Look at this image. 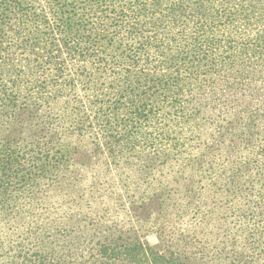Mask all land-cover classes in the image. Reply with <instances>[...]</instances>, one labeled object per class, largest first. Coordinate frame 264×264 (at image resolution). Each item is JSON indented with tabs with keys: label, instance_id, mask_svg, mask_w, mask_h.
Returning <instances> with one entry per match:
<instances>
[{
	"label": "trees",
	"instance_id": "1",
	"mask_svg": "<svg viewBox=\"0 0 264 264\" xmlns=\"http://www.w3.org/2000/svg\"><path fill=\"white\" fill-rule=\"evenodd\" d=\"M77 1L44 0L46 5L38 10L31 5V0H0V44H10L20 38L17 45L31 47V51L43 50L45 56H50L46 63L59 70L57 55L69 59L93 57L89 53L93 41L100 34L99 30H106L86 29L83 19L93 16L100 19L109 12L114 19L126 12L141 17L147 14L148 3L155 7L150 10L153 15L166 0H134L133 6L127 5L125 10H118L116 4L127 0H84L90 10H83L75 4ZM193 4L198 7V13H208L203 0ZM244 6L257 11L264 7V0H245ZM65 12L67 16L63 15ZM74 17L75 23L71 20ZM109 33L115 34V30ZM142 44L149 45L147 41ZM153 48L157 51L159 46L154 44ZM127 58L130 65L137 62L133 55ZM201 60L203 58L198 62ZM162 61L172 67L178 57L166 55ZM182 64L185 66V62ZM107 71L103 69L98 76L106 79L111 75V71ZM213 79L205 84H194L192 80L178 84L179 81L173 79L175 88L170 94L172 109L179 112L177 121H195L194 128L187 126L161 137L165 144L143 160V167L138 168L137 173L134 170L131 186L124 184L127 176H120L123 193L114 195L109 191L99 206L102 209L113 207L111 214L96 218L74 214L63 218L60 223L65 225L66 231L59 232L61 252L52 248L50 255L54 262L51 264L90 261L104 264H264V208L260 207L264 203V83L260 80L256 83L251 80L242 86L219 83L223 89L214 91ZM12 91L15 90H10L6 97L0 95V187L12 177L13 168L28 164V160L33 159L34 173L44 171V162L51 161L49 153L54 149V134L42 135V126L32 124L33 114L39 113L36 103L24 99L19 103L18 93ZM193 100L198 102L197 106L191 104ZM87 101L88 104L96 103ZM79 108L77 105L69 112L78 114ZM26 112L29 115L25 119ZM99 115L107 117L102 111L95 114ZM29 118L28 134L24 136V124ZM83 127L80 129L84 130ZM72 132L74 129L63 138L57 137L61 140L58 144L69 146L74 141ZM143 137L152 140L150 136ZM100 141L101 144L83 145L94 152L104 147L113 151L111 156L116 152L124 154L112 161L126 171L141 162L140 154L133 151L139 138L126 135ZM60 155L63 157L56 163L58 174L48 187L57 197V207L66 212L83 195L81 185L88 181L91 161L71 155L67 158L64 153ZM20 156L25 159L23 162ZM216 156L221 160L220 165L215 161ZM165 169L176 171L171 179L164 177ZM4 191L6 188L0 192V264H16V261H21L18 264H43L41 253L35 254L33 260L27 259L28 251L24 246V239L32 236L30 227L36 226L33 221L37 218L27 214L17 216L15 194ZM37 207L33 204L27 212L33 213ZM142 210L146 211L145 215ZM47 212L45 206L42 214ZM256 213L259 215L252 220ZM239 220L242 225L237 230L233 223ZM58 227L54 225V230ZM92 228L95 233L100 232L97 234L99 246L88 258L80 260L81 254L74 255L68 244L77 238L76 235H81L82 230ZM17 232L21 237L20 246L13 242ZM37 232L45 234L41 227ZM149 236H157L158 242L150 243Z\"/></svg>",
	"mask_w": 264,
	"mask_h": 264
},
{
	"label": "rangeland",
	"instance_id": "2",
	"mask_svg": "<svg viewBox=\"0 0 264 264\" xmlns=\"http://www.w3.org/2000/svg\"><path fill=\"white\" fill-rule=\"evenodd\" d=\"M194 1L166 0L153 15L150 10H155V7L147 2L149 10L141 17L126 12L114 19L109 12L100 19L95 16L83 19L86 29L106 30H99L100 34L93 41L89 51L93 57L77 56L69 59L57 55L59 70L46 63V58L50 56H45L43 50L31 51V47L17 45L20 38L10 44H0V95L6 97L13 89L15 91L12 92L18 93L19 103L22 99L34 101L39 113L33 114L32 124L42 126V135L50 132L55 137L54 149L49 153L51 161L44 162V171L34 173L33 159L28 160V164L25 162L13 168L12 177L4 187H0V192L6 188L4 192L15 194L17 216L27 214L41 220L33 221L36 226L30 227L32 236L24 239L27 259L33 260L35 254L41 253L43 264L54 262L50 251L55 247L58 253L61 252L62 239L59 232L63 234L66 231L65 225L60 223L63 218L74 214L95 218L111 214L113 207L102 209L99 206L109 191L114 195L123 193L120 176H127L124 184L131 186L134 170L137 173L138 168L143 167V160L165 144L161 137L174 134L180 128L186 129L187 126L194 128L195 121H177L179 112L172 109L170 94V90L175 88L173 79H177L178 84L190 80L194 84H205L214 77V91L223 89L218 86L219 83L226 85L231 82L235 86H242V83L251 80L264 83V7L253 11L244 6L245 0H203L206 7L204 10L208 13L202 15L198 13ZM30 3L38 10L46 5L44 0H31ZM133 3L134 0H127L118 2L116 6L118 10H125V6L132 7ZM75 4L83 10L91 9L84 0H78ZM170 9L174 12L170 13ZM63 15L67 16L68 13ZM153 18L157 21H152ZM71 20L75 23V17ZM113 30L115 34L109 33ZM146 41L149 45L144 47L142 42ZM154 44L159 46L157 51L153 48ZM172 54L178 57V61L168 67L162 60L164 56ZM129 55L137 58L133 65L126 61ZM53 60L56 59L53 57ZM182 62H185V66H182ZM103 69H108L107 73L111 71L106 79L98 76ZM195 99L198 101V98ZM87 100L96 103L88 104ZM196 100L191 102L193 106L198 105ZM77 105L80 106L78 114L69 112ZM101 111L106 114V118L95 116ZM28 115L29 112H26L25 119ZM29 120L24 124V136L28 134ZM81 126L85 129H80ZM71 129H74V141L66 147L58 144L61 140L58 141L57 137H65ZM126 135L140 139L133 151L140 154L141 162L128 171L112 161L124 154L114 152L111 156L113 151L104 147L94 152L83 145L95 142L101 144L100 140H114ZM143 136H150L152 140H145ZM60 153L67 155V158L73 156L75 159L89 158L91 161L88 181L81 185L83 195L66 212L57 207V197L52 195L54 192H50L51 188L48 187L55 182L58 174L56 163L62 161L63 157ZM20 160L23 162L25 159L20 156ZM215 161L220 165L219 157L216 156ZM175 172L165 169L164 177L171 179ZM40 174L42 176H38ZM33 204L38 205L36 211L28 213ZM45 206L49 212L42 214ZM260 207L264 208V203ZM145 214L146 211L142 210V215ZM258 215L253 214L252 220ZM233 224L234 228L240 230L242 221ZM54 225L60 227L54 230ZM38 227L45 231L46 236L37 232ZM59 228L61 231H57ZM94 231L93 228L82 230L81 235H76L77 238L68 244L74 255L81 254L80 260L88 258L99 246L97 234L100 232ZM16 234L13 242L16 241L15 246H20L21 237L18 232ZM52 238L55 241L51 243ZM147 239L150 243L158 242L157 236H149ZM93 262L74 264H104Z\"/></svg>",
	"mask_w": 264,
	"mask_h": 264
}]
</instances>
